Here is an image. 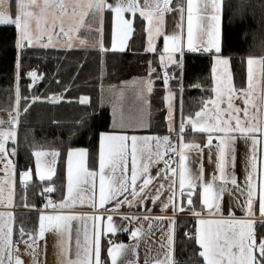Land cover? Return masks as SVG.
Returning <instances> with one entry per match:
<instances>
[{"label":"snow or ice","instance_id":"6c2138e0","mask_svg":"<svg viewBox=\"0 0 264 264\" xmlns=\"http://www.w3.org/2000/svg\"><path fill=\"white\" fill-rule=\"evenodd\" d=\"M246 7L242 5L241 10L234 14L245 25L249 19L255 20L246 13ZM224 9L225 0H0V26L14 27L13 43L17 50L15 103L9 120L0 119V165H3L0 168V173H3L0 176V205L6 208L14 205L20 115L22 111H28L29 102L41 99L37 95L23 96L21 93V54L25 49L34 46L70 49L74 40L79 39L80 29L87 27L95 31L99 50L107 52L104 32L105 13H108L112 50L127 48L136 31L134 22L138 20V27L146 33L145 51L156 54L158 59L156 67L148 61L147 76L134 81V97L138 102L134 111L127 103L128 82H124L123 87L109 86L107 101L101 89L98 107L102 108L105 103L111 105L109 130L100 131L86 118L77 122L83 134L89 138L92 135L98 137L95 153L98 170L88 166V148L68 147L66 195L62 194L58 201H54L51 194L56 192L52 177L56 175L60 149L34 148L35 171L39 181L47 184L41 196L47 199L42 210L37 209V229L26 230L23 224L16 226L13 211H0V264H25L21 243L25 245L24 254L32 258L31 264H40L39 241H45L46 254V234L49 232L54 235L56 264H121V257L128 252L133 253L136 259L126 261V264H139L141 239L152 235L154 220L161 222L159 247L164 251L151 261L146 259L144 264H181L175 256L177 214L185 210L196 219V224L184 232V237L199 246L195 250L199 257L197 264H264V171L260 168V153L264 151V54L241 57L246 61L247 83L238 88L233 80L232 57L225 54L226 47L234 40L233 18L229 17L225 30ZM129 13L131 18L126 16ZM170 13L178 14V17H172L174 28L168 31ZM249 30L250 26L240 29L238 34L242 40L248 37ZM79 42L86 43L83 39ZM186 51L208 54L212 58L214 79V97L202 98L199 110L187 115L182 100ZM26 75L32 81L28 87L42 79L35 70L27 71ZM156 80L162 81L166 90L163 100L168 134H134L137 129L149 127L145 117L149 115V97ZM172 81H175V86ZM189 87L201 88L202 85L195 83ZM50 99L56 102L63 97L53 95ZM22 100L25 101L23 108ZM237 100L243 107L236 103ZM79 103L91 106V99L87 95L80 96ZM95 114L94 109L91 115ZM173 133L177 137L175 141L172 140ZM197 134L205 137V143L195 140ZM186 136L190 139L186 140ZM238 141L246 145L250 143L251 149L244 164L242 194L245 199L238 205L244 215L236 216L235 206L229 205L225 216L222 205L224 192L229 190V184L241 188L235 172ZM205 148L208 149L209 161L215 165L210 179H205ZM193 152L199 162L195 172L189 164L190 153ZM172 155L178 157L174 161L175 166L166 159ZM161 162L164 168L153 177L151 167ZM33 175L31 167L20 173L25 189L33 181ZM159 177L167 179V185ZM154 179L158 187L153 193L150 185ZM165 187L169 194L161 201ZM149 199L154 205L160 201L164 214L153 217L150 213L120 212L125 204L139 210V206ZM184 200L186 204L182 203ZM22 203L28 208L37 207L28 204L26 196ZM110 203L111 209L106 207ZM86 204L92 211L78 210V205ZM170 208L171 215H168ZM114 215H120L128 225L135 221L137 226L120 227ZM74 221L79 222L75 229ZM142 221L149 222L147 230ZM164 221L168 222L167 228H163ZM121 231L129 232L135 243L114 242L111 235Z\"/></svg>","mask_w":264,"mask_h":264},{"label":"trees","instance_id":"16d2710c","mask_svg":"<svg viewBox=\"0 0 264 264\" xmlns=\"http://www.w3.org/2000/svg\"><path fill=\"white\" fill-rule=\"evenodd\" d=\"M246 5V13L254 17L245 24H241L235 17V13ZM138 16V15H137ZM106 16L105 39L109 47L110 27ZM225 30L229 17L233 18L232 32L234 40L225 49V54L232 57V73L236 86H246L247 66L241 57L248 54H264V0H225ZM139 21L134 22V32L130 48L124 52L100 50H54L43 48H28L21 54V79L20 87L23 96L37 95L41 99L29 102L31 106L27 112H21L18 130L19 147L15 157L17 173L19 176L16 192V206L20 209L15 216V225L23 224L26 230L38 228V213L29 211L42 207L41 192L47 187L43 181H39L35 174V158L32 155L34 148H58L61 155L57 162L56 175L52 183L56 187L54 196L56 201L61 199L66 191V149L68 147H86L89 149L88 166L98 170V159L95 153L98 150V137L83 134L78 121L86 118L93 127L100 131H106L111 123V105L105 103L98 107L102 95L105 101L109 99L108 88L111 85L119 87L124 81L134 77H142L148 74L149 64L156 67L157 55L145 51V32L138 27ZM245 26H250L249 35L241 39L239 31ZM83 37L91 38L93 35L84 30ZM14 27L0 26V111L10 112L15 103V59ZM160 48V46H159ZM212 58L197 53H188L184 56V90L182 94L184 113H194L202 106V98L206 100L213 96ZM35 70L42 76L32 87V83L26 73ZM199 83L201 88L189 87ZM175 86V81L172 83ZM166 90L162 87V81H155V88L151 95V101L157 109L154 126L147 134L167 135L166 106L163 97ZM62 96L59 102H53V96ZM87 95L91 99V106L79 103V97ZM25 101H21L23 108ZM95 109V115H91ZM89 114L86 117L85 114ZM27 137V139H25ZM195 140L205 143V137L195 135ZM186 140L190 137H185ZM31 167L34 173V181L24 188L20 181V173ZM27 198L28 204H35L36 208L25 207L22 198ZM195 202V199H194ZM193 226L190 220L180 219L177 233L175 256L181 264H197L199 257L195 254L198 245L184 237V232ZM16 235V234H15ZM114 242H128L127 234L111 235ZM144 264V263H143Z\"/></svg>","mask_w":264,"mask_h":264},{"label":"crops","instance_id":"0c3cea01","mask_svg":"<svg viewBox=\"0 0 264 264\" xmlns=\"http://www.w3.org/2000/svg\"><path fill=\"white\" fill-rule=\"evenodd\" d=\"M141 2H143V0H141ZM107 14L108 13H105V17L107 16ZM126 16L131 18V14L130 13L126 14ZM173 16H177L178 17V14L170 13L168 15V18H167V30L168 31H171L174 28V23H173V19H172ZM84 30H88V32H90L93 36L91 38L83 37L81 34H82V32ZM77 35L79 36V39H75L74 40V46L72 48H70V49L62 47V46L43 48V49H54V50H65V51H72V50H99L98 46H96L97 35H96L94 30H90L87 27H82L80 29V32ZM80 39L85 40L86 43L85 44H80V42H79ZM131 39H132V37L129 39L128 46H127L126 49H124V50H119V49L112 50L111 49V38H110V43H109L110 46L108 47L107 44H106L105 32H104V44H105V47L110 49L111 51L124 52V51L129 50ZM61 41H63V37H61ZM161 44H162V42L158 43V48H159V46L161 47ZM146 46H147V42H146V33H145V49H146ZM30 48H41V47L34 46V47H30ZM188 53H190V52L186 51L185 55L188 54ZM146 76L134 77L132 79L124 81V82H128L127 87H126V96L128 98L127 103H128L129 107L133 111L135 110L136 104H138V102L135 100V97H134V90H135V87H136V85L134 84V81H139L141 78H145ZM124 82L119 87H123L124 86ZM213 86H214V79H213ZM213 97H214V92H213ZM149 99L151 101V96L149 97ZM59 101H56V102H59ZM236 103L240 104V106L243 107V104L241 103L240 100H237ZM165 106H166V104H165ZM110 113H111V111H110ZM11 114L14 115L15 113L12 112ZM3 115H6V116L9 117L10 116V112L0 111V116L4 117ZM156 116H157V109H155V106H154V104L151 101V107L149 109V115H147L145 117L147 123L149 124V127L137 129L134 134H137V135H153V134H147L145 132H148L149 130H151V128H153ZM166 122H167V120H166ZM5 126H7V125H5ZM110 127H111V123H110ZM130 134H132V133H130ZM176 139H177V137L173 133L172 134V140L175 141ZM250 151H251L250 143L248 145H246L243 141H238L237 142V145H236L235 172H236V175H237L238 183L241 185V188H236V187L232 186L231 184L228 185V189L229 190H226L224 192L223 199H222V205H223V208H224V215L225 216L228 215L229 205L235 206L234 210H235L236 216L239 217V216L244 215L242 209L238 205L242 204L244 202V199H245L244 195L242 194L243 181H244V176H245L244 164H245V160H246L247 156L250 155ZM208 154H209L208 153V149L205 148L204 149V153H203V156H204L203 164H204V169H205V179H210L213 171L215 170V165H214V163L209 161ZM212 156H213V161H214L216 159L215 150L214 149H213ZM260 156H261L260 168H261L262 171H264V151H262L260 153ZM166 159H169V163H171L172 166H175L174 161L178 160V157H175L174 155H172L170 158L166 157ZM189 164H190V167L192 168L193 172H195L198 169V167H199L198 158H197V155L194 152L190 153ZM56 167H57V164H56ZM0 168H2V167H0ZM163 168H164L163 162L152 166L150 171H151V174L153 175V177H156L157 172L159 170L163 169ZM35 174H36V177L39 179L38 173H36V171H35ZM2 175H3V173H0V176H2ZM66 177H67V174H66ZM53 178L54 177H52V179ZM158 179H160L161 182H164L167 185V183H168L167 179H165L163 177H159ZM18 180H19V176H18V173H17L15 197H14V205H13V207L6 208L5 206L0 205V211H9L10 210V211L14 212L15 216H16V213L18 211H20V209L16 206V192H17ZM217 183L219 184L220 182L218 181ZM97 184H98V178H97ZM156 187H158V184H157V180L154 179L153 180V184L150 185V190L154 193ZM168 194H169V191H168L167 187H165V189H164V191H163V193H162V195L160 197V200L161 201L165 200L166 197L168 196ZM65 195H66V192H65ZM182 203L186 204V200L182 201ZM106 207L111 209L112 204L110 203ZM77 208H78V210H81V211H92L90 206L87 205V204L83 205V206L78 205ZM37 209H39V208H37ZM37 209H29V211H34V210H37ZM146 210H148V211L146 212ZM49 211H51V210H49ZM120 212L121 213H134V214H139V215H144V214H149L150 213L153 217L164 214L161 211L160 201H157L155 203V205H154L152 203L151 199H149L145 204L140 205L139 206V210L136 207L130 208L128 205L125 204L120 209ZM167 214L171 215V208L168 210ZM180 219L190 220L191 223L193 224V226L196 224L195 217H193L189 211L185 210L183 212L178 213L177 214L176 242H177V233H178L179 220ZM114 220L116 221V223L120 227L127 226V227H130V228H134V227L137 226L135 221L131 225H128V222L127 221H123L121 219L120 215H114ZM142 223H143V226H144L145 230H147V225H148L149 222L148 221H142ZM152 223H153L152 235L151 236H145L144 238L141 239V242H140V247L138 249L139 264H143L146 259L151 261V260L157 258V256L162 254V252L164 251V249H161L159 247V243H160V239H161V231H162L161 222L154 220V221H152ZM162 224H163V228H167V226H168V222L167 221L162 222ZM77 226H79V222L78 221H74L73 222V228L75 229ZM193 226L190 228V230L193 228ZM190 230H188V231H190ZM117 234H127L128 235V242H123V243H125V244H134L135 243V241L131 239V237L129 235V232L121 231V232H118V233H116L114 235H117ZM73 236L75 237V231L73 232ZM14 239H15V233H14ZM46 241H47V250H46V257H45L44 260L41 258V251L43 252V250H44L45 241L44 240H40L39 241L40 249H39V257L38 258H39L40 262H41V260H43V263H40V264H56V259H55V256H54V251H55V249H54V235L51 232L46 234ZM24 248H25V245L23 243H21L20 244V249H21V254L23 255V258L25 260V264H31V260H30L31 257L26 255V254H24V252H23ZM42 257H43V254H42ZM134 259H136L135 255L133 253H131V252H128V253H126L125 255H123L121 257V264H126V261L134 260ZM45 261H46V263H45Z\"/></svg>","mask_w":264,"mask_h":264},{"label":"rangeland","instance_id":"374dc122","mask_svg":"<svg viewBox=\"0 0 264 264\" xmlns=\"http://www.w3.org/2000/svg\"><path fill=\"white\" fill-rule=\"evenodd\" d=\"M136 106H137V104H136ZM135 106V107H136ZM4 117H1L0 116V119H3L5 122H7L8 120H9V117L8 116H6V115H3ZM6 118V119H5ZM0 167H3V165H0ZM66 174H67V171H66ZM66 192V191H65ZM42 254H43V257H42ZM45 257H46V254H45V251L43 250V252L41 251V258L44 260L45 259ZM32 258H30V260H31ZM43 260H41V262L40 263H43ZM47 260V259H46ZM45 263H46V261H45Z\"/></svg>","mask_w":264,"mask_h":264},{"label":"built area","instance_id":"2783aa9c","mask_svg":"<svg viewBox=\"0 0 264 264\" xmlns=\"http://www.w3.org/2000/svg\"><path fill=\"white\" fill-rule=\"evenodd\" d=\"M203 56H206V55H208V54H202ZM174 81H172V83H173ZM175 134V133H174ZM52 195V199L54 200V201H56V198H55V196H54V193L53 194H51ZM47 199V197L46 196H42V205H43V203L45 202V200ZM40 210H42V207L41 208H39ZM34 212H36V213H38V211L37 210H34Z\"/></svg>","mask_w":264,"mask_h":264},{"label":"water","instance_id":"95a60500","mask_svg":"<svg viewBox=\"0 0 264 264\" xmlns=\"http://www.w3.org/2000/svg\"><path fill=\"white\" fill-rule=\"evenodd\" d=\"M20 181L23 183V181H22V178L20 177ZM33 181H34V176H33ZM32 181V182H33ZM32 182H29V184H31Z\"/></svg>","mask_w":264,"mask_h":264}]
</instances>
